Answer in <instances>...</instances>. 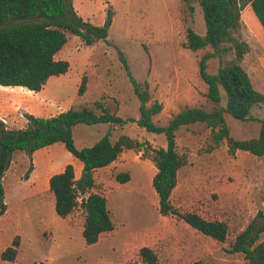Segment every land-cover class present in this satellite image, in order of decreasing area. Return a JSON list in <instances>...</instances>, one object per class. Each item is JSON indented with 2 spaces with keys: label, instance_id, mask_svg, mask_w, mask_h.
<instances>
[{
  "label": "rangeland",
  "instance_id": "1",
  "mask_svg": "<svg viewBox=\"0 0 264 264\" xmlns=\"http://www.w3.org/2000/svg\"><path fill=\"white\" fill-rule=\"evenodd\" d=\"M72 2L77 14L94 26H101L106 11H111L112 24L107 42L98 41L87 46L79 37L68 35L65 48L59 55L60 60L68 62V71L49 78L46 99L61 104L74 101L75 108L104 99L108 108L123 104L130 112L131 105L138 99L118 58L116 49H119L136 81L143 82L152 77L149 85L152 98L163 92L167 100L172 96V90L184 89L172 78L180 69L194 79L197 92L196 99L187 101L188 106L210 108L202 92V87L206 86L198 76L197 62L211 49L207 47L192 52L182 47L186 27L200 36L205 34V21L197 0H189L192 11L179 0ZM252 24L246 26L242 21L240 34L251 47L248 60L263 57V72H252L255 64L248 65L246 69L255 87L264 88V32L254 21ZM219 65L217 58L209 60L208 72L215 73ZM83 77L86 78V90L79 96L78 88ZM101 86L105 87L104 91ZM9 90L0 89V117L6 119L7 128L16 129L14 118L27 114L31 109L18 107L7 113L8 108L21 104L17 97L32 99V93L23 89ZM61 104H52L53 113L65 108ZM225 104L226 97L222 91L221 105ZM181 108L182 104L179 110ZM175 111L172 108L161 111L155 122L166 125ZM263 121L264 105L261 104L251 109L246 121L225 115L234 140L257 137ZM105 133L107 125L104 124L77 125L73 128L74 144L78 148L93 145ZM120 135L141 142L143 147L140 151L125 149L121 165L108 174L106 188L99 189L108 202L113 230L101 235L92 246L85 244L79 231L55 230L49 234L44 230L42 224L48 219L54 200L46 181L52 173L45 171L42 164L35 167L32 159L23 152L13 154L1 180L4 188L2 202L9 212L0 217V255L15 236H18V247L12 262L0 258V264H143L138 256L142 247L152 250L158 264H191L194 261L245 264L243 255L230 253L229 248L235 236L249 222L254 219L264 221V217L258 216L259 212L264 214V157L243 151L231 153L225 140L214 144L204 124L182 127L176 132V150L184 158L185 165L178 170L171 204L181 213L195 212L205 219L226 223L228 233L225 241L220 243L174 216L159 214L158 198L152 187V178L157 170L150 156L152 149L166 147L164 135L147 133L132 122L124 128L116 126L110 140L115 141ZM118 168L121 170L117 171ZM42 172L45 179L40 181ZM120 172L129 174L130 188L117 190L120 184L115 176ZM33 187L44 190V193L35 196L30 190H24ZM152 227H155L154 235L148 233ZM263 239L264 232L258 242Z\"/></svg>",
  "mask_w": 264,
  "mask_h": 264
},
{
  "label": "trees",
  "instance_id": "2",
  "mask_svg": "<svg viewBox=\"0 0 264 264\" xmlns=\"http://www.w3.org/2000/svg\"><path fill=\"white\" fill-rule=\"evenodd\" d=\"M179 1L192 11L189 0ZM197 3L203 13L205 34L200 36L186 27L182 47L192 52L207 47L211 49L197 62L198 76L206 85L204 97L210 108L186 106L174 114L166 125L157 124L154 117L161 113L162 103L151 97L147 81L138 82L131 76L126 57L116 49L133 94L139 101L138 119H123L111 113L101 101H95L48 118L26 114L27 125L22 129H9L0 122V216L6 211V205L2 202L1 180L13 154L23 152L31 158L37 150L62 143L83 164V169L78 180H75L71 164L49 178L48 190L54 198V212L60 218H65L80 207L85 215L82 230L84 242L87 246L97 243L103 233L113 230V222L106 199L91 192L94 187L93 172L111 164L125 149L140 151L143 144L126 135H121L112 143L108 131L92 146L78 148L74 144L73 128L99 124H109L110 128H114L132 122L148 133L165 137L166 147L152 149L150 156L157 170L152 178V187L158 198L159 214L174 216L217 242L225 241L228 233L226 223L205 219L195 212L181 213L171 204L178 170L185 165L184 158L176 150L175 134L182 127L204 124L214 144L225 140L231 153L243 151L255 157H264V121L257 137L248 140L232 139L225 122L226 114L238 121H246L254 106L264 105V93L254 89L242 67L249 47L240 34L241 12L247 4H250L264 30V0H197ZM112 18L113 13L108 10L103 24L94 26L77 14L72 0H0V86L40 91L50 77L68 71V62L55 57L66 44L68 35L79 37L87 46L98 41L107 42ZM214 58L218 59L220 65L215 73H210L208 61ZM85 90L86 78L83 77L78 95L81 96ZM222 91L226 97L225 106L221 105ZM115 179L121 184L125 183L129 180V174L120 172ZM80 196L83 197L78 201ZM258 216L264 217V214L259 212ZM263 232L264 221L252 220L235 236L229 252L241 253L245 264H264V239L258 242ZM17 247L18 236H15L11 245L1 253V260L12 262ZM138 256L143 264H158L156 255L147 247L140 248ZM191 264L203 263L194 261Z\"/></svg>",
  "mask_w": 264,
  "mask_h": 264
},
{
  "label": "crops",
  "instance_id": "3",
  "mask_svg": "<svg viewBox=\"0 0 264 264\" xmlns=\"http://www.w3.org/2000/svg\"><path fill=\"white\" fill-rule=\"evenodd\" d=\"M244 17H246V19ZM82 19L84 21H86L85 18H82ZM241 21H243L246 24V26L253 25L252 24L253 21H254V24L260 26V24L258 23L256 17L254 16V14L252 12L250 4H247L244 7V9L242 10V12H241ZM263 32H264V30H263ZM64 48H65V46H63V48L56 54V56H55L56 59H60L61 58V57H59V55H60L61 51ZM249 48L251 49L250 46H249ZM248 54L249 53H247L244 56L243 60H242V63H241L242 67L244 68V70L249 75L251 83H252L254 89L257 90L260 93H264V88L263 87H261V86L258 87V88L255 87L254 82H253V80L251 78L250 72L246 69V67L248 65L251 64V66H252V64H255L251 68V71L254 72V73L256 72V74H260L262 69H263V66H262L263 57H259L258 56V57H255V58H250L248 60ZM172 78L175 80L177 85L181 84L182 86H184V89L181 90V91L172 90L171 91L172 96L167 98V100H166L165 97H163V94H164L163 92L162 93L159 92L157 98H153V99H157L160 103H162V105H163L162 112H164L165 110H170L172 108V110H176L175 112L177 113L179 111V106L181 104H182V108L181 109H183L184 107L189 105L188 102H187L188 100L193 101L194 99H196L197 92H196V89H195L194 79L190 78L188 75H186L180 69L176 70V72L174 73V76ZM151 79H152V77H149V79L147 80L149 85L151 84ZM48 80H47V82H48ZM47 82H46V84H47ZM46 84L38 92L29 91V90H27V89H25L23 87H20L19 89L27 90L28 92L32 93V99H25V98H22V97H17L16 98L17 101L19 100V102L21 104L18 105V106H15V105L12 106L11 107L12 109L8 108V112L7 113H12V110L13 109H18V107H22L24 109H28V107H30V109H31L30 112H26L28 115H33L35 117L48 118V117L55 116V115H57V114H59L61 112H64V111H66V110H68V109H70V108L75 106L74 105V101H70L67 104H61V103H58V101H51L49 99H46L48 97L47 95H45ZM101 89H103V91H104L105 87H102ZM202 92L204 94L206 93V88L205 87H202ZM100 101L104 104L105 107H107L105 105V103H104V102H107V100L102 99ZM52 104H61L65 108L63 110L57 112V113H53L52 108H51ZM131 104H133V103H131ZM188 107H190V106H188ZM138 108H139V101L134 103L133 105H131L130 112L128 111V108H126L125 105L123 106V104H120L118 107L116 105H114V107H111V108H108V109H109V111L111 113H114V114H116L117 116H119V117H121L123 119H126L127 117H132V118L137 120L138 117H139ZM4 115H7V114H4ZM25 115L26 114L20 115L19 117L14 118V121H16L15 125L18 126V128H16V129H22V128H24L27 125V120L25 118ZM157 116L154 117V120L158 119ZM104 125H107V132L110 131V137H111V133H112L113 130H115L116 126L114 128H110L109 124H104ZM119 127H121V128L127 127V124H125L123 126H119ZM151 134H153V133H151ZM152 137H154V136H152ZM118 138L115 139V141H111V140L110 141L112 143H115L118 140ZM151 140H153V138H151ZM90 146H92V145H89L87 147H90ZM63 148H64V145L62 143H55L53 145H50L48 147H45V148H42L40 150L35 151L32 154L31 159H32L35 167L38 164H42L44 166V168H45V171H51L52 174L49 176V178L52 175H54V174L62 172L67 164H71L73 166V168H74L75 180H78L81 177V174H82L83 164L78 159L74 158L67 150H64ZM79 148H82V147H79ZM123 151L118 155L116 160L113 161L108 166L102 167V168H98V169L94 170V172H93L94 187L91 189V192L100 194L99 189L101 187L102 188H106V184L108 183V179H109L108 178V174L110 172H112L113 169L116 166L121 165L120 162H121V156L123 155ZM40 162H42V163H40ZM120 170H121V168H118L117 171H120ZM39 178H40V181H43L45 179V173L44 172L40 173ZM49 178L46 179L47 182L49 181ZM129 180L127 182H125V183H122V184L119 183L120 187L117 188V190L120 189V188H130L131 180L130 181ZM2 188H3V185H2ZM24 190H27V191L30 190L32 192V194H34L35 196H38L39 194L44 193L43 192L44 190H40L38 187L25 188ZM3 191H4V188H3ZM100 195H102V194H100ZM106 207H107V209L109 211L107 200H106ZM77 208H79V207H77ZM77 208H75L65 218H60L54 212V200H53L52 207L50 209L51 212H50V214L48 216V219L45 220L43 222V224H42L44 226V230L47 231L49 234H51L55 230H58V231H62V230L79 231L82 234L83 224H84V216L85 215H84V212L82 211L81 208H80L79 212L77 211ZM8 212H9V209L6 206V211H5V213L2 216L7 214ZM109 213H110V211H109ZM78 214H80V216H78ZM110 217H111V215H110ZM148 233H152L151 235H154L155 227H152L148 231Z\"/></svg>",
  "mask_w": 264,
  "mask_h": 264
},
{
  "label": "bare ground",
  "instance_id": "4",
  "mask_svg": "<svg viewBox=\"0 0 264 264\" xmlns=\"http://www.w3.org/2000/svg\"><path fill=\"white\" fill-rule=\"evenodd\" d=\"M77 2V1H76ZM80 2V1H79ZM13 88H15V90L16 89H19L20 87H2V86H0V89H2V91L4 90V91H8L9 89H13ZM10 91V90H9Z\"/></svg>",
  "mask_w": 264,
  "mask_h": 264
},
{
  "label": "built area",
  "instance_id": "5",
  "mask_svg": "<svg viewBox=\"0 0 264 264\" xmlns=\"http://www.w3.org/2000/svg\"><path fill=\"white\" fill-rule=\"evenodd\" d=\"M0 122L6 127V125H7V121H6L5 118H0ZM6 128H7V127H6ZM81 197H83V196H80V198L78 199V201H81Z\"/></svg>",
  "mask_w": 264,
  "mask_h": 264
}]
</instances>
